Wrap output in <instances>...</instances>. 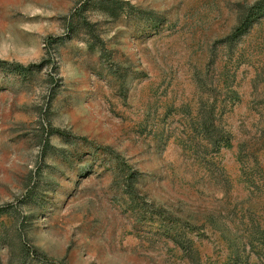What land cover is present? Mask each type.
<instances>
[{
    "label": "rangeland",
    "instance_id": "obj_1",
    "mask_svg": "<svg viewBox=\"0 0 264 264\" xmlns=\"http://www.w3.org/2000/svg\"><path fill=\"white\" fill-rule=\"evenodd\" d=\"M0 264H264V0H0Z\"/></svg>",
    "mask_w": 264,
    "mask_h": 264
},
{
    "label": "trees",
    "instance_id": "obj_2",
    "mask_svg": "<svg viewBox=\"0 0 264 264\" xmlns=\"http://www.w3.org/2000/svg\"><path fill=\"white\" fill-rule=\"evenodd\" d=\"M206 126H207V123H203V127H204V129L206 128ZM203 127H202V128H203Z\"/></svg>",
    "mask_w": 264,
    "mask_h": 264
}]
</instances>
